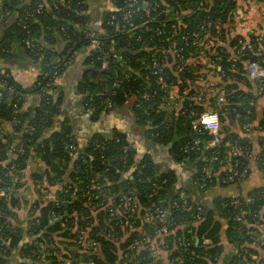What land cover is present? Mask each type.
<instances>
[{
    "label": "trees",
    "instance_id": "16d2710c",
    "mask_svg": "<svg viewBox=\"0 0 264 264\" xmlns=\"http://www.w3.org/2000/svg\"><path fill=\"white\" fill-rule=\"evenodd\" d=\"M0 1V16L7 10L17 12L0 51L9 50L11 44L19 45L38 64L39 74L32 87L40 98L32 116L23 113L20 104L28 89L22 88L7 69H0V119L12 126L11 133L0 134V191L5 192L0 195V264H8L10 251L18 246L19 264H40L41 260V264H163L154 260L149 251L154 241L165 243L162 247L168 249L170 264L215 263L223 251L217 216L227 220L229 242L240 246L254 240L257 233L254 225L264 220L260 214L264 207V187L252 189L244 198L216 197L213 209H207L172 194L169 186L173 174L156 172L149 159L136 161L123 132L115 129L111 133H94L81 149L71 124L64 120L58 130L43 137L44 131L53 127L59 110L60 97L54 98L58 90L56 78L68 60L89 46L87 31L98 38L100 49L90 51L84 59L86 72L79 88L83 108L97 117L100 110L129 103L134 124L148 140L168 146L179 162H196L195 180L202 189L216 183H236L235 175L232 181L227 180L232 176L229 165L237 172L245 166L248 168L250 158L229 157L226 143H237L251 155L250 141L234 129L250 123L251 131L259 125L258 129L264 131V111L254 127L255 97L227 79L244 76L245 62L257 61L264 66V53L259 49L264 43L254 36L226 37L224 28L235 0H137L132 4L112 0L116 8L103 14L101 26L95 31L89 29L84 14L86 0ZM125 11L131 12L129 22L120 16ZM176 21L180 22V29L174 31L170 26ZM157 27L161 29L159 35L155 34ZM56 39L61 42V48L49 47ZM193 39L199 43L192 44ZM24 40H29L31 47H26ZM205 41L209 42L207 50ZM218 41L225 46L218 45ZM164 49H169L165 56L161 52ZM153 51L162 64L157 74L143 67L150 64ZM199 56L205 57L212 67L197 62ZM190 58L195 60L192 62ZM125 66L130 71L127 78L122 72L116 74L118 68ZM211 69L226 79L227 84L216 82V91L208 93L206 85L214 82L202 85L197 82L204 70ZM116 77L120 79L118 85H114ZM171 86L177 87L183 102L175 115L162 111L170 103L163 102V96ZM219 90L225 95L221 107L215 98ZM8 95L11 103L6 101ZM213 108L220 111L223 140L219 145L206 146L210 136L193 129L191 122ZM195 139L200 141L198 150L192 145ZM72 145L75 150L70 148ZM33 148L46 168L30 177L35 185L41 181V188H52L53 193L52 197H37L29 202L21 227L16 210L22 202L14 194L20 189L19 180ZM214 155L216 160L211 159ZM133 166L136 169L132 179L121 181V176ZM258 167L264 178V151L258 156ZM93 180L113 193L132 190L137 217L145 215L152 202L163 207L169 221L168 232L158 234L164 223L156 216L141 229L138 225L123 228L107 222V211L102 207L109 203L101 193L95 199L99 189L93 186ZM82 231H85L84 242L79 240ZM107 233L111 236H106ZM25 236L28 242H24ZM205 240L209 242L204 243ZM252 251L251 248L241 251V255L232 256L227 264H264V257L257 263L250 260L248 254Z\"/></svg>",
    "mask_w": 264,
    "mask_h": 264
},
{
    "label": "crops",
    "instance_id": "0c3cea01",
    "mask_svg": "<svg viewBox=\"0 0 264 264\" xmlns=\"http://www.w3.org/2000/svg\"><path fill=\"white\" fill-rule=\"evenodd\" d=\"M85 15L88 18L89 29L91 31L98 30L101 26L103 14L112 6L110 0H86ZM112 8V7H111ZM17 12L15 10L4 11L0 16V44L8 33V28L12 25L16 18ZM224 28L227 32L226 37H234L237 34L244 36H254L261 43H264V0H235L234 8L231 11L230 20L226 23ZM208 42V41H205ZM209 44V42L207 43ZM218 45L225 46L224 42H217ZM61 42L56 39V42L49 45L54 49L61 48ZM248 45V44H246ZM223 46V47H224ZM207 46H204V49ZM260 51L264 53V47H259ZM204 52H202L203 54ZM89 54V47L78 52L69 62L66 63L65 69L56 78L58 90L54 93V98L60 97L59 110L54 116L53 127L44 131L43 137H48L54 130L60 128L61 123L67 120L72 126V134L75 138L78 148H84L88 139L94 133H111L112 130L123 132L128 142V148L133 151L136 161L149 159L155 166L156 172L172 173L173 183L169 186L172 194H176L180 199H189L196 205L203 206L207 209H213V200L216 197L226 198H244L247 193L256 187H264V178L258 167V156L264 151V131H260L257 126L258 120L262 117L264 111V80L262 84L251 78L246 74L241 78L233 77L227 79L228 82H234L242 91L254 96L253 108L254 119L253 125L257 126V130H252L250 126V133L244 132L242 129H234L239 132L242 137H247L251 144V157L248 164V175L244 180L233 181L228 184H213L212 186L202 189L195 180L197 164L195 161H177L175 156L170 152L169 147L165 145L156 144L148 140L142 129L134 124L132 114L129 109V103L122 107L101 111L97 117H92L90 111H86L82 105V94L80 93V81L82 80L86 66L84 59ZM195 58V57H194ZM192 62L193 58H190ZM197 62L212 67L208 64L203 56L197 58ZM245 69V63L242 65ZM0 69H7L14 77L16 82L28 90L23 94L21 101V111L29 117L34 114L35 107L39 105L40 98L38 94L33 92V84L39 74V66L34 62L25 52L24 48L19 45L11 44L9 50L0 51ZM220 71V66L217 67ZM223 75V73H221ZM202 78L198 80V84L202 85L205 82H219L227 84V80L222 78L217 71L212 69L204 70L201 73ZM166 96L169 98V105L163 106L162 111L172 113L175 115L183 107L181 101V94L178 93L177 87L171 86L166 91ZM8 103L12 102L11 96L6 97ZM199 101V99H198ZM171 120V119H170ZM27 123V121H26ZM25 123V124H26ZM12 126L9 122H3L0 119V134L11 133ZM242 130V131H241ZM194 141V140H193ZM194 145V143L192 144ZM74 150H75V146ZM77 148V149H78ZM200 149V148H199ZM34 148L31 150L30 157L27 161V167L21 175L19 180L20 189L14 194L17 198H21L19 208L16 210L18 217L16 219L19 225L23 227L25 216L27 215V206L29 202L37 197L49 198L52 197L53 190L42 189L43 182L39 181L36 185L31 179L30 174L46 166L41 163L36 156ZM77 153H73L76 156ZM74 158V157H73ZM71 166H69L70 169ZM136 169V166L131 167L130 170L121 176L120 180L132 179L131 174ZM260 214L264 218V207L261 208ZM220 224L219 236L223 251L217 258L215 263L210 264H227L232 256L241 255V251L251 248L252 251L248 254L250 260L257 263L264 257V220L261 223L254 225L256 234L253 236L252 242H244L238 246L235 243L229 242L226 237L228 229L227 220L222 217H215ZM244 221V220H243ZM246 223V221H244ZM24 242H28V237L23 238ZM197 240V241H196ZM205 240L204 243H208ZM198 243V238L195 239V244ZM164 252V251H163ZM160 260L164 264H170L168 258L169 253H163ZM8 264H19L21 257L19 256V246L10 251L7 257ZM43 263V260H41ZM40 263V264H41ZM241 263V261H239Z\"/></svg>",
    "mask_w": 264,
    "mask_h": 264
},
{
    "label": "built area",
    "instance_id": "2783aa9c",
    "mask_svg": "<svg viewBox=\"0 0 264 264\" xmlns=\"http://www.w3.org/2000/svg\"><path fill=\"white\" fill-rule=\"evenodd\" d=\"M123 2H127V3H136L137 0H121ZM248 1H252V0H248ZM110 3L112 4V9L116 8L115 5L113 4L112 0H110ZM0 5H1V1H0ZM41 4H38V7H41ZM122 19L125 22H129V18L131 17V12L130 11H125L122 12L121 15ZM180 25L179 21H176L175 23H172L170 28H172L174 31L179 30L180 28L178 27ZM161 33V29H159V27H157L155 29V34L159 35ZM86 36L89 38V53L92 50H96V49H100V43L98 38H96L95 36H92L89 32H85ZM138 40H140L141 38L138 36L137 37ZM199 41L198 39H193L192 44H198ZM208 42L204 43V46H208L207 44ZM242 45L245 46V42L242 41L241 42ZM24 44L26 47H31V42L29 40H24ZM247 44V43H246ZM86 47V48H88ZM85 48V49H86ZM164 56L169 52V49H164L161 51ZM156 53L155 51H153L150 55L151 57V62L149 65L143 66V67H148L150 68L151 72L153 74H157V71L161 69L162 64L158 62V60L155 58ZM108 57V54L105 53L104 58ZM70 60H68L67 62H69ZM107 65L106 60H104V65ZM122 72V74H124V78H127L130 75V71H128L127 67H121L120 69L118 68L116 70V74L117 72ZM137 71H139V69H137ZM245 73L246 75L257 81L260 82V84H262L263 80H264V66H262L259 62L257 61H251V62H245ZM148 76L145 73V77L144 79L147 80ZM120 82L119 78H115L114 79V85H118V83ZM215 83L213 84H208L206 85L207 89L206 91H208V93H212L216 91V88H214ZM216 94V93H215ZM214 94V95H215ZM225 95L224 92L222 90H219L215 96L216 98V103L218 106L221 107V105L224 104L225 102ZM164 101H169V98L165 95L163 96V102ZM108 107H110V104H108ZM220 111L218 108H213L210 110H206L203 113L200 114V116L194 120H192L191 125L193 129H198V130H202L204 131L207 135L210 136V140L207 142L206 146H215V145H219L220 143H222L223 140V132H222V127H221V122H220ZM250 123L246 124L244 127V132L245 133H250ZM199 139H195L193 141L195 146V149L198 150L199 147ZM227 146L229 147V157H235L237 155H241L244 157H248L250 158L251 155L250 153H248V151H246L244 148H242L240 145H238L237 143L234 142H229L226 143ZM71 149H73V145L70 146ZM211 159L216 160L217 156H211ZM232 166L229 165V170L231 172L230 175L227 177L228 181H232L233 179V175H235V178L237 181L240 180H244L247 175H248V168L245 166L243 169L239 170V171H233ZM207 171L209 172V170L207 169ZM122 181V180H121ZM235 182V181H234ZM93 186L96 187L97 189H99L98 193L94 194L95 199H97L100 195V193L102 195L105 196L106 202L109 203L108 206L103 204L101 206H103V210L107 211V222H110V224L114 223L115 225L120 224L123 228L129 226L132 227L133 225H138L140 227V229L144 226L145 223L149 222L152 218H154L155 216L159 219V221H161L162 223H164L159 229H158V234L159 235H164L168 232L167 230V223H169V221L167 220V215L165 213L166 210L163 209V207H158L154 202H152L150 204V207L147 208V212L145 215L143 216H136L137 213V207H136V201L134 199V194L132 192V190H127L126 192H120V193H113L111 192L107 186L105 185H100L97 181L93 180ZM159 186V185H157ZM10 189H8L9 191ZM88 193V192H87ZM5 192L4 191H0V195H4ZM115 198H118L117 201H115ZM100 208V209H102ZM167 221V222H166ZM84 232V233H83ZM84 236H85V231L80 232V237L79 240L84 242ZM106 236H111L110 233H107ZM145 240V239H144ZM147 241V240H146ZM90 242V241H88ZM145 243V241L143 242ZM142 243V244H143ZM162 245H165L164 242L162 241H154L148 248L150 249L149 251L151 252L152 257L154 258V260H161L163 256V253H169L167 250L165 249L166 247H162ZM164 251V252H163ZM134 262H138V260H134ZM64 263H68L67 261H64ZM163 263V262H162ZM164 264V263H163Z\"/></svg>",
    "mask_w": 264,
    "mask_h": 264
},
{
    "label": "water",
    "instance_id": "95a60500",
    "mask_svg": "<svg viewBox=\"0 0 264 264\" xmlns=\"http://www.w3.org/2000/svg\"><path fill=\"white\" fill-rule=\"evenodd\" d=\"M109 10H112V8L110 7ZM134 167V166H133ZM197 241V240H196Z\"/></svg>",
    "mask_w": 264,
    "mask_h": 264
},
{
    "label": "rangeland",
    "instance_id": "374dc122",
    "mask_svg": "<svg viewBox=\"0 0 264 264\" xmlns=\"http://www.w3.org/2000/svg\"><path fill=\"white\" fill-rule=\"evenodd\" d=\"M103 68H105V67H103ZM87 110H88V109H87ZM100 112H101V110H100ZM100 112H99V113H100ZM99 113H98V114H99Z\"/></svg>",
    "mask_w": 264,
    "mask_h": 264
}]
</instances>
